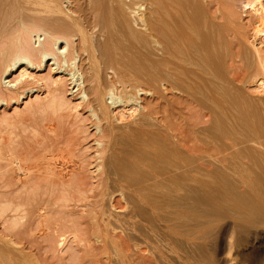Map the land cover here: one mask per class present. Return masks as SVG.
I'll list each match as a JSON object with an SVG mask.
<instances>
[{
	"label": "bare ground",
	"instance_id": "1",
	"mask_svg": "<svg viewBox=\"0 0 264 264\" xmlns=\"http://www.w3.org/2000/svg\"><path fill=\"white\" fill-rule=\"evenodd\" d=\"M196 2L0 0V107L35 95L23 111L0 118V264H31L22 253L32 238L62 259L68 254L69 262L89 264L96 250L131 249L137 231L152 264H159L157 227L172 222L166 220L174 205L169 194L185 185L180 204L190 207L178 211L181 219L190 208L204 216L206 205H222L234 212L233 229L263 230L264 99L259 105L242 91L248 86L264 94V18L245 36ZM260 10L264 15V4ZM240 53L251 81L238 85L226 61ZM47 65L56 77L42 74ZM14 73L16 79L7 80ZM165 93L175 101H165L164 111L187 116L185 138L178 139L167 120L158 123L159 112L143 99ZM86 122L94 131L91 161L80 146L73 148V134V145L63 143L70 133L87 134ZM40 137L43 146L32 149L28 143ZM226 151L232 174L219 178L214 200V184L200 173H227ZM194 191L203 195L193 198ZM106 198L119 215H106ZM102 227L123 233L111 234L120 243L109 247Z\"/></svg>",
	"mask_w": 264,
	"mask_h": 264
},
{
	"label": "rangeland",
	"instance_id": "2",
	"mask_svg": "<svg viewBox=\"0 0 264 264\" xmlns=\"http://www.w3.org/2000/svg\"><path fill=\"white\" fill-rule=\"evenodd\" d=\"M180 1H185V0H180ZM188 1H190V0H188ZM195 1H197L203 7L204 11L206 12V15L218 16L219 19L217 20V22H219L223 25L226 24V26H228V24L230 26L232 25L233 27L236 26L235 28L245 36H250V33L252 32V28L257 26L256 22L264 18V15H261L262 12L260 10V6H261V4H264V0H195ZM145 7L147 8V9L145 8V10H147V11H149V9H151L150 6L145 5ZM147 11H146V13H147ZM136 29H138V28H136ZM138 30H141V29H138ZM94 35L96 36V34H94ZM105 37H106V35H105ZM97 39L99 40L100 38H98V36H96V38L95 37L93 38V41L94 40L97 41ZM239 39L236 40V44H239V42H240ZM74 40H76V38ZM245 44H244V46H246ZM235 48H237V47H234L231 49L232 52H235L234 51ZM242 56H243V54L240 53L237 55V57H234L232 60L229 59L226 61V64H227L226 66H228V64H229V66L227 67V69L229 68L228 76L230 75L231 78H234L236 80L238 79L237 80L238 85H241L243 81H249V82L251 81L249 73H248L250 70L246 69L245 62L242 60ZM101 67H103V69L101 68V70L105 71L104 70L105 67L104 66H101ZM44 68H45V70H44ZM44 68H43V73H42L43 75L53 76V77L57 76V72L52 70L53 67L51 68L49 65H47ZM35 70L36 69H33V71H31V72L33 73V72L38 71V70H36V71ZM51 70H52V72H51ZM104 73L105 72H103V75H104ZM105 74H107L105 76V79L112 76L111 72L108 70L106 71ZM226 74H227V72H226ZM17 75H18V73H14V74L10 75V77H8L7 80H9L10 82H13L14 79H16ZM251 75L253 76V73H251ZM239 80L241 81L240 84H239V82H240ZM66 86H67V88L68 87L71 88L72 85L70 84V80L66 81ZM89 86L90 85L85 84L86 88ZM247 87L248 86L243 88L244 89V92L242 91V95L244 94L243 97H248L252 101L258 102L260 105L262 99H264V94L258 95L256 93H254L253 91L247 90L246 89ZM66 94H67L68 98L70 100H72L74 103L79 102L78 98H77L78 96H76V94L74 95L75 97L72 96L71 93H69V92H67ZM164 95L165 96L167 95V96L166 97L163 96V99L156 98L155 96L153 98L143 97V99L145 98L146 104L149 103L147 105V106H149V108L152 107L151 110H153V108H154V111L156 110V113L159 112L158 115L154 114L155 115L154 118L156 117L155 119H157L158 123L162 122V124L164 125L165 122H163V121L167 120L168 122L166 121L165 124H169L172 126V129H174L173 134L174 135L176 134L179 137V138L177 137L178 139L185 138L187 136V134H185L186 133V127L184 124H185V121L187 119V116H185V115L180 116L181 114L179 112L176 113L177 110L173 114L171 113L173 111H171L169 109H166L167 111H164L165 108H167V106H166L167 104L165 101L172 100L171 94L165 93ZM34 96L35 95H30V97L23 99V101H21L18 104H10L8 106L0 107V118L2 116H4V117L14 116L15 110H16V112L17 111L18 112L23 111L24 109H26L25 107H28L29 102L30 101L32 102V100H34V98H35ZM168 97H169V99H168ZM173 101H175V99H173L172 102ZM25 103H28V104L26 105ZM145 103H143V105H146ZM82 111H81V113H83V116H86V115L88 116V114L86 113V110H84L83 112ZM163 116L164 117L166 116V117L163 118ZM4 117H2V118H4ZM86 117H84V118H86ZM86 119L88 122L89 116ZM183 120H184V122H183ZM87 122H86V126L88 127V131H89L87 134L81 135L82 136L81 137L75 133H70V134H68L69 137L67 135H65V138L63 139V143H64V140H66V139H67L66 141H68L67 143H70L71 137H72L73 140L75 139V141H74L75 144H74L73 148L76 149L78 146H80V149H79V147H78V149L81 150L82 152L85 150V155H87L86 159H88V161H91L92 159H89V158L93 156V153L95 152L96 148H95L94 138H93L94 135L92 134V133H94L93 128ZM89 123H90V121H89ZM181 127H182V129H181ZM30 132L31 131H28L29 136H31L33 133V132L30 133ZM71 134H73V135H71ZM180 134H181V136H179ZM70 135H71V137H70ZM84 137H85V139H84ZM76 138L78 139V141ZM42 139L43 138L40 137L39 140L35 141L34 138H32V141H33L32 142L31 138H30L31 142H29L28 144H29V146H30V144L32 146V143H33V146H34V145H36V142L38 141L36 146H34V147L32 146V149H36V148L38 149V147L43 146V145H41L43 142ZM40 140H41V143L39 142ZM80 140L81 141L83 140V142H81ZM174 140H176V139H174ZM44 142L47 143V145H49V144L52 145L48 140H46ZM61 143L59 144L60 146H61ZM63 143H62V145H63ZM71 143H70V145H73V143L72 144ZM226 143L228 144L229 142L227 141ZM53 145L56 146L57 143H54ZM224 154L226 156L227 155L228 156L226 158L227 160L223 159L222 165L224 167L230 166L228 168L229 170L227 168H224V171H226L227 173L223 172V170L222 171H201L202 173H200L198 171L200 174H203L205 176V178H203L204 180H206V181L209 180L208 182L211 183L210 185L214 184L213 188L215 191L212 189V191H213L212 194H213L214 200L217 198V190H219L218 189L219 178H221L224 174H228L229 176H231V174H232V171H230L231 170L230 168H232V166H233V160H231L232 155L229 153L231 156L230 157L228 154V151H226ZM88 156H90V157H88ZM106 156H104L103 158L105 159L109 155L107 157ZM221 163H222V161H221ZM209 168L213 169L212 166H210ZM102 172L107 173L108 171H102ZM191 172L193 175H195V176L197 175L195 173V171H191ZM177 173H179V172H177ZM204 173H206V174H204ZM183 185H184V183L182 184V186ZM183 187L179 188L180 189V190L178 189L179 191H176L177 190L176 189L175 190L176 192L174 190H172L173 192H171L169 194V197H168V201L171 202V200H172V203L174 205H171V207L169 209H167V212H169V214L166 213V216H167L166 220L168 218H170L171 219L170 222L171 221L172 222L167 223L165 225L164 224L160 225V230H159V226L157 227V230H158L157 233L159 234V237H158V239H155V242H156L155 245L157 244L156 248H157V250L159 249L158 250L159 255L161 254L160 257H163V258L158 259L159 264H264V228H263V230H261L262 228H259L258 230H256L257 232L252 230V229L248 230L247 228H241L239 230L233 229V227L235 228V226H234V223H233V220L231 219V217L234 216V214H233L234 212H231V211H233V210H231V208L225 207L226 208L225 209L222 205L221 206L218 205L216 207H211L210 205H206L204 207V210H205L204 216L202 214L199 215V213H196L195 208H194L195 210L193 208H190V212L188 214H185L188 217L187 220L181 219V216H179L180 212H178V211H181V209L183 207H185L186 204H187V206L190 205V204L188 205V203L187 202L185 203L184 201L182 202L183 204H180L182 201V199L180 198V195L182 196V195L186 194L182 190H184V191H185V189L187 190L186 185ZM199 187H201L200 184H199ZM190 195L193 198H195L197 196L199 198L203 194L202 195L197 194V191H194V193L191 192ZM190 195L188 194L189 197H190ZM108 201L109 200L106 198L105 203H104L106 215H108V216L119 215L121 212L120 209H116L115 211H114V209L111 210L110 206H109L110 201L109 202ZM174 202H177V203L179 202L181 207H177V203H174ZM214 202H218V201H214ZM113 203L115 204V202H113ZM220 207H223L222 208L223 210ZM171 208H173V209H171ZM215 208H216V210H215ZM169 210H171V211H169ZM166 220H164L165 223H166ZM163 222H161V223H163ZM127 223H129V222H127ZM137 223L138 222H136L135 224L138 225ZM186 229H187V231H186ZM0 230H1V227H0ZM101 231H103L102 233H103V235H105V241L109 243V245H110V246L108 245L109 247H111L112 244L114 245L115 243H120V240H117L111 234H113L115 236H122L123 237V233L118 231V229L116 231L115 230L109 231V230H106L105 228L102 227ZM184 231H185V233H184ZM137 232H135L131 243H129V244L133 243L131 246L132 247L131 249L130 248H129V250L126 249L127 251L124 253L123 252L119 253V252L114 251L115 254L119 253V254H117L119 256L120 255L122 256V254H123V257L127 256L128 259L126 258V260L123 259L121 261V259H120L121 256L117 257V255H115L114 252L110 253V251H109L108 254L107 253L104 254V252L101 253V252L96 250L93 252L95 254L91 255V259H90V261H91L92 258H94V262H91L89 264H98V263L99 264H121L119 262H123L122 264H130V263L131 264H146L147 261H148V264H149V262H150V264L154 263V259L150 258L152 256L149 255L148 248L144 247L142 245L143 242H142L141 234L137 233ZM106 235H107L108 239L106 238ZM137 235H138V238L134 239V237H137ZM28 239H30V238H28ZM140 239H141V241H140ZM33 240L34 241L36 240V243ZM139 242H141V243H139ZM28 244H29V245H27L28 250L27 249L24 250L22 253V256L29 258V260H31V264H72V263L74 264V262L71 260H70L71 262H69V258H68L69 255L68 254H66V256H64V258L62 259V258H60L57 251L48 252L49 249L47 248L46 243H44L40 239L32 238L30 240V242L28 240ZM139 244H141V245L139 246ZM134 245L135 246L138 245V246L135 247ZM30 247H32V248L30 249ZM50 253H53V255ZM98 257H99V259H97ZM164 259H165V261H164ZM33 260H35V261H33ZM90 261L87 260V262H90ZM83 264H86V262H84Z\"/></svg>",
	"mask_w": 264,
	"mask_h": 264
}]
</instances>
